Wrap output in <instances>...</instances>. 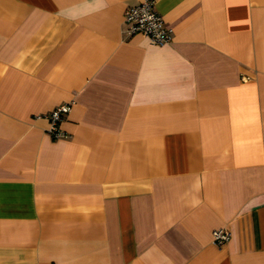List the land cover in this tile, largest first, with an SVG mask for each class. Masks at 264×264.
Here are the masks:
<instances>
[{"label":"crops","instance_id":"0c3cea01","mask_svg":"<svg viewBox=\"0 0 264 264\" xmlns=\"http://www.w3.org/2000/svg\"><path fill=\"white\" fill-rule=\"evenodd\" d=\"M140 1L0 0V264H264V0Z\"/></svg>","mask_w":264,"mask_h":264},{"label":"built area","instance_id":"2783aa9c","mask_svg":"<svg viewBox=\"0 0 264 264\" xmlns=\"http://www.w3.org/2000/svg\"><path fill=\"white\" fill-rule=\"evenodd\" d=\"M156 0H141L138 4L129 6L126 10L125 32L128 34L141 33L150 43L162 45L172 41L171 30L168 28L161 15L155 9ZM70 109L69 103H63L47 114L49 125L47 133L53 137H61L65 132L59 127L65 113ZM228 229L221 227L212 231L213 242L217 246L223 245L229 239Z\"/></svg>","mask_w":264,"mask_h":264}]
</instances>
